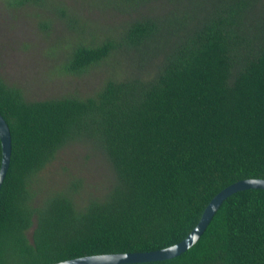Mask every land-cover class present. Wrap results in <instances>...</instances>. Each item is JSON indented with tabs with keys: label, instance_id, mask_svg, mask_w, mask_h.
<instances>
[{
	"label": "trees",
	"instance_id": "1",
	"mask_svg": "<svg viewBox=\"0 0 264 264\" xmlns=\"http://www.w3.org/2000/svg\"><path fill=\"white\" fill-rule=\"evenodd\" d=\"M5 1L12 9L49 2ZM108 1L128 11L127 22L74 45L60 71L80 77L123 54L134 77L109 75L94 94L42 101L0 78L11 136L0 264L166 249L220 191L264 180V0ZM75 146L101 164L100 180H48L45 170ZM141 264H264V191L231 195L186 252Z\"/></svg>",
	"mask_w": 264,
	"mask_h": 264
},
{
	"label": "rangeland",
	"instance_id": "2",
	"mask_svg": "<svg viewBox=\"0 0 264 264\" xmlns=\"http://www.w3.org/2000/svg\"><path fill=\"white\" fill-rule=\"evenodd\" d=\"M45 4V8L12 9L0 0V78L20 88L26 100L42 101L71 94L85 97L94 94L109 75H136L133 60L123 54L80 77L60 71L74 45L91 36L99 39L119 31L129 19L128 11L108 0H49ZM53 6L65 10L76 30L59 19ZM42 22L49 23L48 30ZM85 156L78 146L66 149L44 175L55 183L67 174L92 183L99 181L105 171L96 160Z\"/></svg>",
	"mask_w": 264,
	"mask_h": 264
},
{
	"label": "water",
	"instance_id": "3",
	"mask_svg": "<svg viewBox=\"0 0 264 264\" xmlns=\"http://www.w3.org/2000/svg\"><path fill=\"white\" fill-rule=\"evenodd\" d=\"M0 143H1V164H0V187L7 173L11 156V136L9 128L0 115ZM247 190H263L264 180L249 179L236 182L220 191L204 209L198 224L180 243L166 249L126 254H107L89 257H81L55 264H141L165 261L176 258L191 248L203 234L214 214L221 204L231 195Z\"/></svg>",
	"mask_w": 264,
	"mask_h": 264
}]
</instances>
